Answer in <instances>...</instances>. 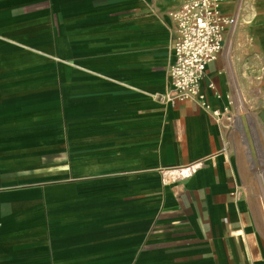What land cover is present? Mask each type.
<instances>
[{
    "label": "crops",
    "instance_id": "obj_1",
    "mask_svg": "<svg viewBox=\"0 0 264 264\" xmlns=\"http://www.w3.org/2000/svg\"><path fill=\"white\" fill-rule=\"evenodd\" d=\"M179 4L0 0V264H264L225 128L237 91L264 124V0H220L243 22L207 66L209 110L162 98Z\"/></svg>",
    "mask_w": 264,
    "mask_h": 264
},
{
    "label": "built area",
    "instance_id": "obj_2",
    "mask_svg": "<svg viewBox=\"0 0 264 264\" xmlns=\"http://www.w3.org/2000/svg\"><path fill=\"white\" fill-rule=\"evenodd\" d=\"M220 0H180L179 7L170 11L175 21L176 37L172 43L173 61L169 66L170 88L162 95L170 101L194 100L210 109L202 84L208 64L224 48L225 33L241 23L235 14L223 12ZM226 111V109H225ZM212 114L221 120V112ZM204 161L160 169L164 185L194 176Z\"/></svg>",
    "mask_w": 264,
    "mask_h": 264
},
{
    "label": "rangeland",
    "instance_id": "obj_3",
    "mask_svg": "<svg viewBox=\"0 0 264 264\" xmlns=\"http://www.w3.org/2000/svg\"><path fill=\"white\" fill-rule=\"evenodd\" d=\"M231 99L232 103L226 107L225 111L227 114L225 128L232 140L235 156L241 169L245 185H243L244 192L249 196H254L264 212V124L258 117L259 106L249 102V97L243 92L237 91L236 96ZM234 113H238V118L242 119L248 143L244 142L241 129L236 124L238 120L236 123L232 121ZM251 118H254L258 125L256 130Z\"/></svg>",
    "mask_w": 264,
    "mask_h": 264
},
{
    "label": "bare ground",
    "instance_id": "obj_4",
    "mask_svg": "<svg viewBox=\"0 0 264 264\" xmlns=\"http://www.w3.org/2000/svg\"><path fill=\"white\" fill-rule=\"evenodd\" d=\"M252 117V116H251ZM238 118V117H237ZM236 116L233 114V117H232V121L233 122H235L236 120ZM251 120H252V123H253V125H254V127H255V130L257 129V127H258V125L256 124V122H255V120H254V118H251ZM237 125H238V127L241 129V133H242V135H243V137H244V142H246V143H248L247 142V136H246V130H245V127H244V124H243V122H242V119L241 118H238V122H237ZM256 132V131H255ZM251 151V150H250ZM251 158V157H250ZM253 161V160H252Z\"/></svg>",
    "mask_w": 264,
    "mask_h": 264
}]
</instances>
